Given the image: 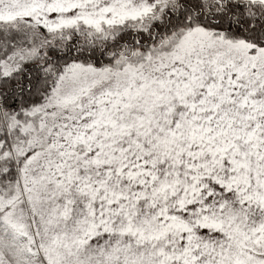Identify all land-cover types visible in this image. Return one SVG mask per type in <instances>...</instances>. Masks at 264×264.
I'll return each mask as SVG.
<instances>
[{
    "label": "snow or ice",
    "instance_id": "6c2138e0",
    "mask_svg": "<svg viewBox=\"0 0 264 264\" xmlns=\"http://www.w3.org/2000/svg\"><path fill=\"white\" fill-rule=\"evenodd\" d=\"M0 264H264V0H0Z\"/></svg>",
    "mask_w": 264,
    "mask_h": 264
}]
</instances>
